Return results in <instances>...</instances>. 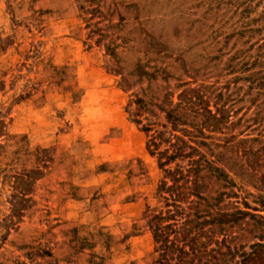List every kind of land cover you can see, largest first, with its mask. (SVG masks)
<instances>
[{"label": "rangeland", "instance_id": "1", "mask_svg": "<svg viewBox=\"0 0 264 264\" xmlns=\"http://www.w3.org/2000/svg\"><path fill=\"white\" fill-rule=\"evenodd\" d=\"M256 74L264 0H0V169L43 170L31 207L8 229L14 191L0 173V264L148 263L142 213L162 206V173L146 142L174 132L155 105L134 115L136 96L187 103L180 127L197 123L208 143L200 151L227 174L211 182L227 194L221 204L264 215ZM216 107L221 118L201 115Z\"/></svg>", "mask_w": 264, "mask_h": 264}, {"label": "trees", "instance_id": "2", "mask_svg": "<svg viewBox=\"0 0 264 264\" xmlns=\"http://www.w3.org/2000/svg\"><path fill=\"white\" fill-rule=\"evenodd\" d=\"M263 75H255L260 80L257 82L259 86H264ZM187 91L197 100H193V104L200 105L201 97L197 90L189 88ZM134 103L137 106L134 115L149 112L152 105L157 106L164 112L170 130L174 132L165 138L163 131H154L146 142L148 153L155 156L162 173L154 192V198L162 206L146 205L142 213L143 226L152 239L147 264H264V215L237 206L225 208L221 204L226 192L220 190L219 182H225L227 174L200 151V147L208 146L203 129L195 122H188L193 124L190 127L194 130L180 127L187 124V103L178 102L166 107L150 98L146 101L141 96H136ZM260 103L263 102L258 101L255 106ZM220 112L221 108L216 107L213 113L207 109L201 115H207L205 119L214 114L221 118L223 115ZM3 122L0 119V123ZM136 122L140 123L138 119ZM4 128L5 124L3 130L0 128V135L5 133ZM150 128V124L141 125V130L146 133ZM194 131L199 132L200 137L194 135ZM157 139L160 141L157 142ZM162 142H165V147L160 149ZM36 159L38 164L46 167L42 154H38ZM183 160H187L186 166L177 162ZM0 173H3V182L14 191L10 200L11 213L6 217L9 224H4L8 229L19 222L24 211L31 207V198L26 195L31 192L33 182L43 176V170L36 165L18 170L0 169ZM213 177L219 178L217 184H211ZM214 186L218 189L214 190ZM223 186L224 183L221 184ZM244 205L250 208L247 203ZM133 229L140 228L134 224ZM250 234L251 238L243 241Z\"/></svg>", "mask_w": 264, "mask_h": 264}]
</instances>
